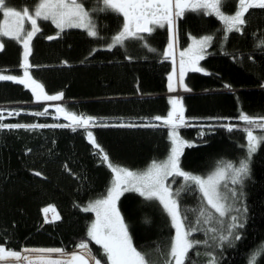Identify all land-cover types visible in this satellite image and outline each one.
<instances>
[{
	"label": "trees",
	"instance_id": "trees-1",
	"mask_svg": "<svg viewBox=\"0 0 264 264\" xmlns=\"http://www.w3.org/2000/svg\"><path fill=\"white\" fill-rule=\"evenodd\" d=\"M7 2L14 9H22L34 8L37 0ZM84 2L88 9L98 4V0ZM235 2L226 1V13L234 14ZM250 13L243 34L232 32L227 41L223 39L224 24L213 18L189 14L176 25L179 51L191 44L189 35L214 36L205 58L199 61L204 71L185 73L190 91L180 97L189 126L179 131L193 144L184 149L181 166L193 174L206 177L222 161L237 163L247 148L245 125L239 120L241 111L253 117L264 116V46L258 47L264 42V10L250 9ZM92 18L99 33L96 38L89 37L85 30L67 28L57 39L48 40L47 36L56 35L58 30L48 21H40L42 31L32 39L27 70L44 86L46 94L63 93L62 99L52 104L37 102L30 87L0 81V106L23 112L9 123L67 124L64 113L56 112L57 107H63L96 117L97 124L125 122L133 126H74L75 131L73 127L0 129V243L7 241L13 249L60 247L72 251L74 245L86 239L94 212H84L76 205L86 206L106 195L113 179L98 150L89 143L88 131L112 162L132 171L144 170L153 160H164L169 154V128L153 119L167 117L172 108L169 99L175 98L167 95L171 93L168 76L174 68L172 58L162 55L168 43L167 26L155 29L151 35L142 34L157 51H149L144 41L136 39H128L123 47L109 51L107 45L120 30V19L109 12L93 13ZM1 40L5 47L0 50V73L22 78L21 45L14 39ZM45 109L47 114L35 115ZM146 123L161 126H135ZM219 125L234 127L229 131ZM255 133L264 134V130L256 129ZM36 171L43 178L33 175ZM228 186L233 187L230 183ZM177 187L172 184L173 191ZM235 187L238 192L242 187L244 193L237 207L247 208L245 226L239 230L242 239L233 247L217 248L214 245L218 241L212 237L219 232L206 233V229L222 226L215 220L209 225L201 221L198 227L203 230L191 238L207 239L208 245H198L191 251L188 264H208V252L218 256L219 264H249L250 254L264 245V143L250 162L249 178ZM180 203L192 223L201 207L207 208L197 190L182 192ZM49 205L55 206L60 219L44 223L42 209ZM117 208L134 247L147 253L153 264H163L162 252H166L174 229L159 202L130 191L120 197ZM231 215L239 213L233 211L224 217L225 225L231 223ZM90 246L103 255L99 246ZM257 264H264V255L257 258Z\"/></svg>",
	"mask_w": 264,
	"mask_h": 264
},
{
	"label": "snow or ice",
	"instance_id": "snow-or-ice-1",
	"mask_svg": "<svg viewBox=\"0 0 264 264\" xmlns=\"http://www.w3.org/2000/svg\"><path fill=\"white\" fill-rule=\"evenodd\" d=\"M226 0H98L97 6L88 9L84 0H37L34 8H25L22 12L9 6L7 0H0V9H3L4 20L0 21V36L14 39L23 45V67H29L28 57L31 53V41L42 31V24L38 21H50L59 31L56 35L47 36L48 40L57 39L65 28H80L87 32L89 37L96 38L99 33L93 22L92 13L114 12L123 17L121 29L112 37L111 43L107 45V50L111 51L117 46H124L128 39L144 41V47L149 51H157L152 48L146 36L151 35L157 27L167 26L168 43L162 55L165 59L171 57L175 65L174 50L177 45V21L185 16L187 12L202 13L204 16L214 15L225 25V35L223 39L228 40L229 34L237 32L243 34L244 26L249 23L250 9L264 10V0H238V10L234 14L226 13L224 5ZM102 4V6H100ZM25 20L31 25L30 30L25 29ZM191 44L186 49L180 51L179 62V88L190 91L185 84V73L203 72L199 66V61L205 58L208 47L211 46L214 36L206 34L202 37L189 35ZM264 46L261 42L258 47ZM5 44L0 40V50ZM175 67L169 74L168 89L170 92L177 90L175 77ZM205 74H207L205 72ZM0 81H12L31 87L36 101L60 100L63 93L48 95L44 86L38 83L29 72L25 70L24 78L16 75L0 73ZM225 88L230 85L225 84ZM169 104L172 106L167 117L155 116L153 119L161 121L163 126L169 128L168 136L171 147L169 154L164 160H153L144 170L132 171L124 166L116 164L110 160L109 155L97 143L91 131L87 132V139L93 148L98 150L102 161L113 173V179L107 189V194L100 198L89 201L86 206L76 205L84 212H94L96 219L89 225L86 232V239L74 245L73 251L68 252L64 248H22L13 249L7 241L0 243V264H153L147 253H143L133 245V239L129 233V228L117 208V201L125 192H136L145 200H156L162 206L164 212L170 218L174 229V235L166 252H162L163 264H188L189 253L197 249L198 245H208V240L203 241L191 238L193 234L202 231L198 225L201 221L209 225L215 220L222 227L220 229L208 227L206 233H217L212 237L213 241H218L214 246L217 248L233 247L235 241L242 239L239 231L245 226L247 208L237 207V202L242 203L244 195L241 190L238 192L235 186H242L245 179L250 176V162L258 148L264 143V134H256V129L264 130V116L253 117L243 111L239 115V120L245 125L243 131L246 132L247 148L246 154L237 162L222 161L206 177L186 171L181 166V156L186 147L193 144L182 138L180 128L187 126L184 115L182 98H170ZM57 113H64L67 124H22V123H0V129H37V128H66L76 127L89 128L96 127H131L129 124H97L96 117L77 114L68 111L63 107L56 108ZM19 115V111L15 113ZM37 112L35 115H45ZM13 112L9 111L8 116ZM5 117L0 113V120ZM214 119V118H210ZM138 127H160L161 124L146 123L135 125ZM227 127L232 131L233 125H219ZM203 136V133H201ZM243 147V146H242ZM29 151H31L29 149ZM97 153H94V155ZM67 168V165H65ZM33 175L42 177L39 171ZM177 178H182L178 181ZM178 184L173 191L172 184ZM229 183L233 187H229ZM195 186V189H193ZM197 190L201 194L202 200L207 208L201 207L196 217L195 223L190 222L189 217L181 210L180 196L182 192ZM230 193V197L229 194ZM211 209L213 211H208ZM239 215H231V223L224 224V217L231 212ZM45 213V223H48L47 214L53 213L52 220H59L60 215L56 212L55 206L49 205L42 209ZM218 214V218L216 216ZM92 243L102 249L103 255H98L90 246ZM208 264H219L216 254L208 252ZM264 255V245L254 250L249 257V264H257V258ZM106 257V260H105Z\"/></svg>",
	"mask_w": 264,
	"mask_h": 264
},
{
	"label": "rangeland",
	"instance_id": "rangeland-1",
	"mask_svg": "<svg viewBox=\"0 0 264 264\" xmlns=\"http://www.w3.org/2000/svg\"><path fill=\"white\" fill-rule=\"evenodd\" d=\"M236 3V7H235V10L237 11L238 10V0H237V2H235ZM25 8H22V9H15V10H17V11H23ZM1 10V12H2V18H1V21H3L4 20V16H3V9H0ZM235 11V12H236ZM234 12V13H235ZM96 13H98V12H96ZM93 14V13H92ZM52 26H54L50 21H48ZM94 22V21H93ZM38 23H40V21H38ZM95 24V23H94ZM225 26V25H224ZM55 27V26H54ZM56 28V27H55ZM25 29L26 30H30L31 29V25H30V23H28L27 22V20H25ZM57 29V28H56ZM65 29H67V28H65ZM78 29H80V28H78ZM58 30V29H57ZM83 30V29H82ZM59 31V30H58ZM7 38V37H6ZM0 40H1V36H0ZM16 41V40H15ZM32 42V41H31ZM19 43V42H18ZM20 45H21V48H22V53H21V66L23 67V52H24V49H23V45H22V43H19ZM30 47H31V45H30ZM177 48H178V45H176V48H175V50H174V55H175V61H176V59H178L177 57H176V54H177ZM31 54V53H30ZM29 57H30V55H29ZM29 57H28V62H29ZM180 61H179V59H178V63H179ZM177 62H175V65H174V67H175V73L177 74V75H179L178 73H177V70H179L177 67ZM24 68V67H23ZM25 70H27V69H25L24 68V72H25ZM28 72H29V70H27ZM24 75V74H23ZM22 78H24V76L22 77ZM31 88V87H30ZM170 96H171V93L169 94ZM36 99V98H35ZM41 102H46L45 100H43V101H41ZM58 102V100H48L46 103H44V104H52V103H57ZM11 109H13V110H11ZM9 111H11V112H13V115L12 116H8V112ZM17 111L15 110V108H11L10 106H8V105H3L2 107H0V113H3V116L5 117L3 120H0V123H4V124H8L9 122L8 121H11L12 119H15L18 115H16L15 113H16ZM19 113L21 114V113H23L22 111H20L19 110ZM96 123H97V121H96ZM121 123H123V124H129V123H125V122H121ZM121 123H119V124H121ZM186 123H188V121H186ZM112 124H115V123H111V125ZM227 128V127H226ZM229 195H230V193H229ZM230 197V196H229ZM96 219V217H95V213H94V220ZM43 221H44V219H43ZM45 223V222H44ZM69 252V251H68Z\"/></svg>",
	"mask_w": 264,
	"mask_h": 264
},
{
	"label": "flooded vegetation",
	"instance_id": "flooded-vegetation-1",
	"mask_svg": "<svg viewBox=\"0 0 264 264\" xmlns=\"http://www.w3.org/2000/svg\"><path fill=\"white\" fill-rule=\"evenodd\" d=\"M226 1H229V0H226ZM232 1V0H231ZM100 6H102V4L100 5ZM109 13H112V14H115L119 19H120V29H121V26H122V23H123V17L122 16H120V15H118V14H116V13H114V12H111V11H108ZM108 12H103L104 14H107ZM189 14H191V15H195V16H198V15H202V16H204L202 13H194V12H187L186 14H185V16L183 17V18H181V19H179L178 21H180V22H182L184 19H185V17L187 16V15H189ZM205 17H208V18H213L215 21H216V23H218L220 20L219 19H217L214 15H211V16H205ZM178 21H177V23H178ZM157 28H159V27H157ZM156 28V29H157Z\"/></svg>",
	"mask_w": 264,
	"mask_h": 264
},
{
	"label": "bare ground",
	"instance_id": "bare-ground-1",
	"mask_svg": "<svg viewBox=\"0 0 264 264\" xmlns=\"http://www.w3.org/2000/svg\"><path fill=\"white\" fill-rule=\"evenodd\" d=\"M32 43V42H31ZM177 67V66H176ZM178 68V67H177ZM170 94V93H169ZM169 94H167V95H169ZM170 96V95H169ZM0 107H2V106H0ZM187 121V120H186ZM118 123V122H117ZM90 127H93V126H90ZM56 209V208H55ZM56 212L58 213V211H57V209H56ZM42 214H43V219H44V221H45V213H43L42 212ZM59 214V213H58ZM52 217H53V213L52 212H49L48 214H47V218H48V220H49V222L48 223H52V222H55V221H57V220H55V221H53L52 220ZM73 251V250H72ZM69 252H71V251H69Z\"/></svg>",
	"mask_w": 264,
	"mask_h": 264
}]
</instances>
